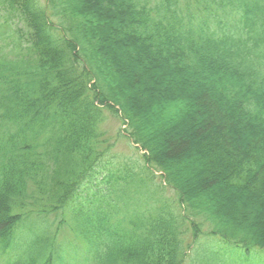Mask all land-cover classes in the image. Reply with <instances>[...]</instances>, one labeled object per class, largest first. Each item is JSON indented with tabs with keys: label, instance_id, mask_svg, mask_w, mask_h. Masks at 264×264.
I'll return each instance as SVG.
<instances>
[{
	"label": "trees",
	"instance_id": "trees-1",
	"mask_svg": "<svg viewBox=\"0 0 264 264\" xmlns=\"http://www.w3.org/2000/svg\"><path fill=\"white\" fill-rule=\"evenodd\" d=\"M0 2L15 27L13 48L0 47L6 264H239L232 251L264 261V0ZM91 3L113 13L109 30ZM109 31L194 92L173 131L155 135L161 145L113 83ZM105 111L136 158L111 152ZM186 159L199 187L177 167ZM64 227L81 249L59 242Z\"/></svg>",
	"mask_w": 264,
	"mask_h": 264
},
{
	"label": "rangeland",
	"instance_id": "rangeland-1",
	"mask_svg": "<svg viewBox=\"0 0 264 264\" xmlns=\"http://www.w3.org/2000/svg\"><path fill=\"white\" fill-rule=\"evenodd\" d=\"M91 11H95L99 14L101 22L104 24L105 28L109 30L111 25V22L110 24L108 23L109 17L113 16V13H107L106 10L95 3H91ZM8 19V10L0 2V47L11 50L13 48V42L10 36H12V29H15V27ZM105 44L109 49V51L105 50V57L112 58L113 63L118 67V72L115 75L113 83L117 85L122 95L124 94L125 97H129L130 100L135 103L134 109L141 115L143 121L148 123V131L152 133L157 145L163 144V139L160 138L158 140L155 135L157 134L158 136L160 135L159 133H162L161 137H163L165 134L173 131V129H168V123L171 121L177 124L181 114L175 115L173 110L176 111L178 109L180 112L187 111L195 102L193 96L194 92L185 89L183 86H181L182 88L180 89L183 76L171 73L168 69L162 67L155 70L148 58L142 56L138 52L130 51L124 42L117 41L111 31L105 36ZM136 76L140 77L142 84L132 87L131 83ZM171 79L177 81L174 88L176 90L173 91L172 83L170 85L172 88L168 87L166 95L159 96L155 92L157 85L167 83ZM183 94H185V96H183ZM182 104H185V107ZM173 106L174 108L172 109ZM105 114V120L100 126V129L110 140L108 143L113 145L111 152L116 155V158L118 156L119 158H122V156H133L136 158L138 154L136 148L138 147L129 139L121 138V134L124 133L125 127L124 125L122 126L120 118L114 117L109 111H105ZM191 166L199 167L198 164L195 163V160L193 161L191 159H186L182 164H178L177 167L183 173V178H185L191 186L199 187L201 182L196 178V172L190 170ZM222 193L223 194L219 193L220 197L218 193L214 196L219 202L228 200L224 192ZM231 196L233 195L231 194ZM59 218L60 216L55 217L51 215L47 220L59 224ZM58 240L63 244H78L77 247L81 249L78 238L74 236V233L68 227H64V229L60 230ZM65 252H70V250L65 248ZM230 256L239 264H264V261L254 255H251L250 258L246 260L242 251H232ZM4 258L5 256H0V264L7 263Z\"/></svg>",
	"mask_w": 264,
	"mask_h": 264
}]
</instances>
